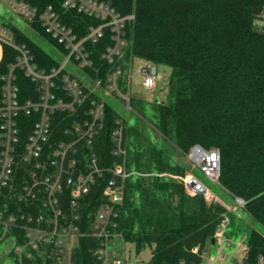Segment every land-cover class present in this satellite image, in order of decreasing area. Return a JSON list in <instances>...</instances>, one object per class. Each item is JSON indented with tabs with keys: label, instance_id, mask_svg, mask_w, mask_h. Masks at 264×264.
<instances>
[{
	"label": "trees",
	"instance_id": "obj_1",
	"mask_svg": "<svg viewBox=\"0 0 264 264\" xmlns=\"http://www.w3.org/2000/svg\"><path fill=\"white\" fill-rule=\"evenodd\" d=\"M40 8L53 3L63 20L80 37L101 21L67 12L60 0H28ZM123 16L133 15L126 26L128 45L124 61L112 65L101 58L113 43L109 30L89 49L95 70L105 78L121 66L129 69L135 58L171 68L168 101L151 103L154 127L164 139L188 154L192 147L218 148L221 155L219 183L245 201V210L264 226V0H100ZM16 40L26 43L40 64H54L51 54L16 26ZM41 34L50 39L42 30ZM51 40V39H50ZM16 51L4 46L2 75L15 62ZM21 85L30 81L18 71ZM26 92V91H25ZM145 100L132 99L137 118L147 116ZM107 121L95 150L113 162L111 131L119 113L106 104ZM125 129L129 176L120 207L118 231L137 253L151 248V264H203L207 246L215 240L229 209L203 194L186 192L185 167L173 164L163 148L154 144L134 122ZM105 180L97 183L80 204L84 232L94 212L105 202ZM100 238L86 233L74 250L75 264H101L96 255ZM264 234L252 227L247 239L246 263L260 264ZM29 264L30 261L26 260ZM14 264H20L15 261ZM48 264H51L49 262Z\"/></svg>",
	"mask_w": 264,
	"mask_h": 264
},
{
	"label": "built area",
	"instance_id": "obj_2",
	"mask_svg": "<svg viewBox=\"0 0 264 264\" xmlns=\"http://www.w3.org/2000/svg\"><path fill=\"white\" fill-rule=\"evenodd\" d=\"M3 1L34 31L47 34L63 58L51 55L54 64H40L28 45L16 40L12 26L24 32L23 29L13 21L0 22L2 54L5 45L16 51L15 62L2 75L0 243L12 240L9 251L12 264L15 261L27 264L26 260L29 264H75L74 250L80 238L89 233L101 240L96 250L101 264H130L112 249L115 237L123 238L118 231V218L129 176L126 118L119 114L111 131L112 163L96 152L95 145L106 126L107 97L122 98L133 108L132 68L136 58L129 63V69L119 65L105 78L92 76L88 70L98 73L99 68L95 67L93 51L88 47L99 42L109 30L113 43L101 58L114 66L120 61L126 63L123 59L128 45L126 26L134 16H123L100 0H60L64 15L75 11L101 21L80 37L64 22L63 13L53 3L40 8L28 0ZM18 71L30 81L28 88L21 85ZM80 71L84 72L83 77ZM140 72L144 87L153 89L160 77L157 68L142 66ZM189 157L205 177L218 180L221 173L218 148L195 145ZM173 177L184 182L187 193L210 198L209 188L195 175ZM101 180L106 181L105 202L94 212L89 231L84 232L80 204L87 201ZM236 202L245 203L239 197ZM229 220L228 216L223 219L215 236V245L222 256L224 244H236L228 236ZM237 244L242 246L241 242ZM243 250L246 252L247 247ZM213 260L212 257L210 261ZM260 264H264L263 256Z\"/></svg>",
	"mask_w": 264,
	"mask_h": 264
},
{
	"label": "rangeland",
	"instance_id": "obj_3",
	"mask_svg": "<svg viewBox=\"0 0 264 264\" xmlns=\"http://www.w3.org/2000/svg\"><path fill=\"white\" fill-rule=\"evenodd\" d=\"M1 21H13L17 26L21 27L23 31L44 49H46L52 56L61 60L63 55L58 48L43 34L34 31L25 20L15 14L10 6L0 0V22ZM259 27L264 25V22L257 20ZM150 65L156 67L160 73L159 79L156 81V86L153 89H146L143 85V74L140 72L142 66ZM133 81L131 87V94L137 100H145L150 104L147 105L145 118H137L136 109H131L128 102L122 98L107 97L108 103L123 117L129 119L130 122H134L150 140L163 148L169 155L173 164H179L186 169V174H193L203 184H205L211 193L210 200H216L224 204L230 211L229 224H228V236L235 240L236 244L228 246L224 244L225 255H219V250L216 245L210 244L205 253L203 264H243V259L246 256V252L243 248L247 247V239L252 227L258 229L264 234V226L255 221L245 210L244 205H240L236 202L238 197L232 195L227 189H225L219 181H212L205 177L197 166H194L190 160V152L188 154H182L180 150L167 142L162 133L154 127V121L151 119L153 112L151 109V103L156 99L167 102L169 92V78L171 74V68L163 65H156L149 63L146 60L136 58L134 66L132 68ZM83 71H80V76L83 77ZM243 200V199H242ZM245 202V201H244ZM241 242L242 246L237 243ZM12 240L6 239L0 243V264H12L13 258L9 255V251L12 248ZM112 249L119 257L126 258L130 264H151L152 250L146 248L141 253H137L135 244L132 242H125L121 237H115ZM213 256L214 260L210 261L209 257Z\"/></svg>",
	"mask_w": 264,
	"mask_h": 264
},
{
	"label": "crops",
	"instance_id": "obj_4",
	"mask_svg": "<svg viewBox=\"0 0 264 264\" xmlns=\"http://www.w3.org/2000/svg\"><path fill=\"white\" fill-rule=\"evenodd\" d=\"M1 55H2V47L0 45V59H1ZM212 244L215 245V240L212 241ZM209 246V245H208ZM207 246V248H208ZM205 257V256H204ZM213 256H210L209 259H211ZM214 258V257H213Z\"/></svg>",
	"mask_w": 264,
	"mask_h": 264
},
{
	"label": "water",
	"instance_id": "obj_5",
	"mask_svg": "<svg viewBox=\"0 0 264 264\" xmlns=\"http://www.w3.org/2000/svg\"><path fill=\"white\" fill-rule=\"evenodd\" d=\"M245 263H246V258L243 259V264H245Z\"/></svg>",
	"mask_w": 264,
	"mask_h": 264
}]
</instances>
